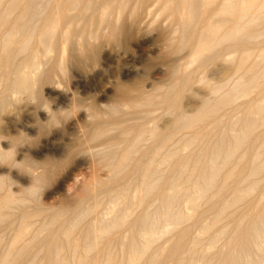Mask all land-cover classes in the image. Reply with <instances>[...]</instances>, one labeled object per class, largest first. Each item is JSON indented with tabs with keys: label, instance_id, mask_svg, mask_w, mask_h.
I'll return each mask as SVG.
<instances>
[{
	"label": "bare ground",
	"instance_id": "bare-ground-1",
	"mask_svg": "<svg viewBox=\"0 0 264 264\" xmlns=\"http://www.w3.org/2000/svg\"><path fill=\"white\" fill-rule=\"evenodd\" d=\"M149 1L157 3L158 13L171 16L165 36L167 55H175L170 57V83L157 95L144 94L138 87L139 95L106 110L92 105L88 116L94 125L86 141L104 137L106 145L97 149L78 141L65 155L69 160L79 153L95 154L114 178L132 172L135 195L130 196L129 187L116 189L114 215L95 220L80 237L74 233L89 209L71 217L64 211L51 213L35 231L28 229V222L42 212L23 213L10 239L0 238V264H90L91 253L97 255L92 264H264V50L255 59L251 51L264 37V0H0V109L8 106L10 88L40 101L37 86L54 75L52 68L39 69L40 55L56 46L57 32L61 31L64 45L59 64L64 72V56L95 60L91 43L82 38L73 42L88 21L106 25L107 37L118 45L140 30L145 15L140 8ZM64 23L76 26L65 28ZM22 54L30 58V70H25L26 62L16 63ZM217 61L228 65L210 78L208 67ZM231 71L235 77H229ZM194 81L208 95L194 112L186 113L179 101ZM259 89L260 94L249 98L245 106L237 103ZM117 91L124 98L129 96L124 87L118 85ZM234 107L238 115L220 118ZM139 108L141 117L135 121L134 109ZM158 109L170 115V124L164 129L145 127L131 137L135 122H157L154 112ZM49 117V122L58 120L55 113ZM210 120L212 124L204 128ZM124 122L132 123L123 126ZM222 122H229V127ZM220 124L227 128L216 133ZM117 126L124 128L121 140L131 141L122 152L114 135L107 136ZM146 134L151 142L140 146ZM182 147L190 154H182ZM0 159L11 163L12 152L0 151ZM60 165L48 164L35 172V164H20L33 182L27 196L36 198ZM4 186L0 179V193ZM153 197L155 203L144 206ZM184 197L191 213L178 209ZM248 199L254 205L237 217L234 210ZM26 202L4 191L0 222ZM201 205L205 206L202 212ZM135 206L143 209L133 216ZM207 214L212 217L193 234L187 222L201 221ZM223 220L226 225L220 226ZM120 229L127 232L116 240ZM174 232L168 246L155 247L158 239ZM204 238H209L205 247L201 245ZM221 240L225 243L218 248Z\"/></svg>",
	"mask_w": 264,
	"mask_h": 264
},
{
	"label": "rangeland",
	"instance_id": "rangeland-1",
	"mask_svg": "<svg viewBox=\"0 0 264 264\" xmlns=\"http://www.w3.org/2000/svg\"><path fill=\"white\" fill-rule=\"evenodd\" d=\"M134 6L133 3L131 8ZM140 11L145 14L140 25L141 28L132 35L133 37L122 41L124 45L122 42L118 45H116L117 43L113 44L106 35L108 31L106 25L100 26L97 20L88 21L83 32L74 35L73 42L82 38L88 41V44L91 43L92 49L96 52L95 60L64 56V72L59 68L60 49L64 45L61 31L57 32L56 46L49 54L40 55L39 69L52 68L54 70L51 80L44 81L37 86L40 101L29 98L26 93L19 92L15 88H10L8 106L3 110L0 109V148L5 150L1 152H12V161L6 163L0 159V179L5 182L4 190L0 196H3L4 191L8 190L16 197L26 198L27 202L24 206L14 207L11 215L0 222V238L4 241H8L16 231L21 216L25 212L37 210L42 212L40 216L28 222V229L35 231L51 213L64 211L70 215L68 217H71L89 209L90 213L74 233V237H80L85 234L95 220L99 218L106 220L114 215L117 207H114L112 200L116 189L129 187L130 196L135 195L137 183L136 176L132 172L114 178L108 165L102 163L95 154L79 153L69 160H66L65 155L67 156V149L78 141L93 145L97 149L106 145L107 138L104 137L93 142L86 141V133L91 131L94 125L88 116L92 105L98 110H106L113 105L122 104L128 98L131 100L139 95L138 87L144 94L157 95L170 83L168 69L175 55H167L165 36L168 33L167 28L171 22V16L167 12L158 13L157 3L154 1L147 2L140 8ZM69 26V23L62 24V27L65 28ZM75 26L71 25L70 29ZM263 50L264 37L251 48L253 59L257 58ZM185 53L186 49L182 55H186ZM29 59L25 57V54L18 55L16 63L26 62L27 66L24 68L30 70ZM78 59H81L83 63ZM182 61L180 60V62ZM226 65L228 64L217 61L208 67L207 75L210 78H215V70L224 68ZM229 77H235L233 71ZM118 85L129 92L127 98L118 93ZM2 88L3 86L0 84V93ZM260 90L239 99L237 103H243L245 106L248 100L254 99L260 94ZM207 95L208 91L203 85L198 81L192 82L180 97L181 109L186 113L194 112L200 107L202 98ZM229 109L231 110V108ZM230 110L222 112L220 118L224 115L222 119H225L227 114L231 115L232 113L233 115L237 112H233L236 110L235 107ZM51 112L58 115L56 122H49ZM134 112H136L135 121H137L141 117L140 108L134 109ZM237 113L236 115H238ZM154 116L157 122L149 121V119H146V122H135L137 127L131 129V137L139 134L142 128L156 125L160 129H164L170 124L168 122L170 115L163 113L162 109L156 110ZM130 123L132 122H124L123 126ZM224 123L229 127V122H222L223 126ZM211 124V120L207 121L203 127L208 128ZM222 124L219 125V129H216V133L221 130ZM123 126L113 127L107 132L108 137L114 135L113 141L118 145V152H122L131 143L130 140H121ZM227 126L222 127V130ZM211 137L214 139V134ZM176 141H173V144ZM150 142L151 139L146 134L140 146L148 145ZM194 150L195 148L192 151ZM181 151L185 155H189L191 152L188 148L183 147ZM25 161L35 164V172H40L45 165H60L63 162L61 163L62 168L60 165L58 172L56 171L51 176L49 182L39 188L36 198H30L26 194L33 182L27 173L19 168V165ZM226 197L228 194L225 195ZM154 203L153 197L148 199L144 206L150 207ZM253 203L254 200L250 201V199L243 201L234 210L236 216L240 217L244 214L254 205ZM186 206L187 198H181L178 209L185 213H191L192 211ZM142 209L140 206H135L132 212L133 216L140 213ZM200 209L202 212L205 210V206L201 205ZM211 217V214H207L203 220L190 221L186 225L190 226L193 234H196L202 224ZM224 225H226L225 220L221 222L220 226ZM126 232V229H120L115 239L119 240ZM175 235L174 232L158 239L155 247L168 246L171 236ZM208 242L209 238H204L201 245L205 247ZM224 243V240L218 242V248H221ZM96 257L95 253L90 254V264Z\"/></svg>",
	"mask_w": 264,
	"mask_h": 264
},
{
	"label": "clouds",
	"instance_id": "clouds-1",
	"mask_svg": "<svg viewBox=\"0 0 264 264\" xmlns=\"http://www.w3.org/2000/svg\"><path fill=\"white\" fill-rule=\"evenodd\" d=\"M0 151H5L3 148H0Z\"/></svg>",
	"mask_w": 264,
	"mask_h": 264
}]
</instances>
